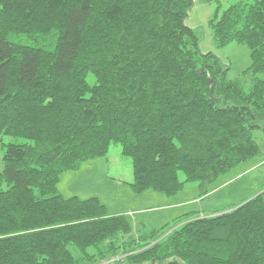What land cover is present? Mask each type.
I'll return each mask as SVG.
<instances>
[{"label": "trees", "instance_id": "obj_1", "mask_svg": "<svg viewBox=\"0 0 264 264\" xmlns=\"http://www.w3.org/2000/svg\"><path fill=\"white\" fill-rule=\"evenodd\" d=\"M193 4L0 0V143L24 140L3 143L0 264H76L70 244L93 247L92 264H264V192L136 234L97 197L58 190L63 172L114 143L133 159L136 191L205 186L258 153L264 0L211 19L217 46L250 48L251 66L236 79L216 53L201 51L186 23Z\"/></svg>", "mask_w": 264, "mask_h": 264}, {"label": "rangeland", "instance_id": "obj_2", "mask_svg": "<svg viewBox=\"0 0 264 264\" xmlns=\"http://www.w3.org/2000/svg\"><path fill=\"white\" fill-rule=\"evenodd\" d=\"M240 1L255 0H194L186 20L201 36V51H212L229 65L228 79L241 77L251 66L250 48L235 40L217 46L211 19L217 14L220 17L224 10ZM88 80L95 82L92 73L88 75ZM255 137L259 149L256 155L236 164L205 186L198 181H185L183 187L174 193L153 188L136 191L131 185L135 176L133 159L124 154L121 144L114 143L106 155L84 161L77 169L63 172L58 190L66 198L97 197L110 214H124L136 234L162 231L180 220L211 215L264 192V131H256ZM11 141L24 140L10 136L3 138V143ZM3 143H0V172L4 169ZM180 178L185 180L184 173H180ZM60 187L64 188V193ZM69 248L76 264H92L87 254H94L93 247L87 248L86 252L74 244H70ZM96 260V264H108L97 257Z\"/></svg>", "mask_w": 264, "mask_h": 264}, {"label": "crops", "instance_id": "obj_3", "mask_svg": "<svg viewBox=\"0 0 264 264\" xmlns=\"http://www.w3.org/2000/svg\"><path fill=\"white\" fill-rule=\"evenodd\" d=\"M60 189H61V191L64 193L65 192V190H64V188L63 187H60Z\"/></svg>", "mask_w": 264, "mask_h": 264}]
</instances>
